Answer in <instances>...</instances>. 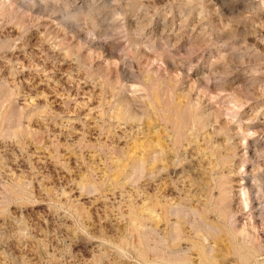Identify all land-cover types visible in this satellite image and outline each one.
I'll list each match as a JSON object with an SVG mask.
<instances>
[{
	"label": "rangeland",
	"instance_id": "obj_1",
	"mask_svg": "<svg viewBox=\"0 0 264 264\" xmlns=\"http://www.w3.org/2000/svg\"><path fill=\"white\" fill-rule=\"evenodd\" d=\"M264 264V0H0V264Z\"/></svg>",
	"mask_w": 264,
	"mask_h": 264
},
{
	"label": "bare ground",
	"instance_id": "obj_2",
	"mask_svg": "<svg viewBox=\"0 0 264 264\" xmlns=\"http://www.w3.org/2000/svg\"><path fill=\"white\" fill-rule=\"evenodd\" d=\"M183 264H188V263H183Z\"/></svg>",
	"mask_w": 264,
	"mask_h": 264
}]
</instances>
